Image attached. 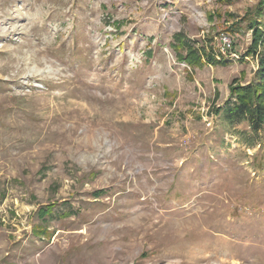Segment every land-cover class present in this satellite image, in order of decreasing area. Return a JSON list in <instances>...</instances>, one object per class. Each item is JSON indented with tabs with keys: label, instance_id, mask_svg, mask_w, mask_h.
Returning <instances> with one entry per match:
<instances>
[{
	"label": "rangeland",
	"instance_id": "374dc122",
	"mask_svg": "<svg viewBox=\"0 0 264 264\" xmlns=\"http://www.w3.org/2000/svg\"><path fill=\"white\" fill-rule=\"evenodd\" d=\"M252 21L264 0H0V264H264V136L216 115L256 80Z\"/></svg>",
	"mask_w": 264,
	"mask_h": 264
},
{
	"label": "trees",
	"instance_id": "16d2710c",
	"mask_svg": "<svg viewBox=\"0 0 264 264\" xmlns=\"http://www.w3.org/2000/svg\"><path fill=\"white\" fill-rule=\"evenodd\" d=\"M256 25L253 21L248 24V28L252 30V42L248 53L252 56L256 55L258 62V70L255 74L256 80L246 86H240L236 81H233L229 89L228 102L223 109L218 108L216 110V115L220 117L223 124L230 127L242 123L246 124L251 135L242 132L241 141L248 147H254L260 137L264 136V48L261 49L262 51H258L259 46L264 44V34L256 30ZM187 43L189 42L182 41L179 35L173 37V48L183 47V50H186L185 54L181 55L178 60L189 68H198L203 65L225 66L229 62L220 53L218 58L211 56L209 53H206L202 58L203 55H199V51L187 47ZM232 46H234L233 43Z\"/></svg>",
	"mask_w": 264,
	"mask_h": 264
},
{
	"label": "built area",
	"instance_id": "2783aa9c",
	"mask_svg": "<svg viewBox=\"0 0 264 264\" xmlns=\"http://www.w3.org/2000/svg\"><path fill=\"white\" fill-rule=\"evenodd\" d=\"M219 40L222 47L220 51L222 55L225 54V50L226 51L232 50V41L226 35H222ZM232 57L238 59L236 55H232Z\"/></svg>",
	"mask_w": 264,
	"mask_h": 264
}]
</instances>
